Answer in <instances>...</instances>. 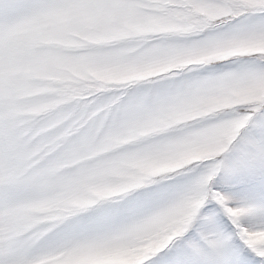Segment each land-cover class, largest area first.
I'll use <instances>...</instances> for the list:
<instances>
[{"label": "snow or ice", "instance_id": "6c2138e0", "mask_svg": "<svg viewBox=\"0 0 264 264\" xmlns=\"http://www.w3.org/2000/svg\"><path fill=\"white\" fill-rule=\"evenodd\" d=\"M0 264H264V0H0Z\"/></svg>", "mask_w": 264, "mask_h": 264}]
</instances>
